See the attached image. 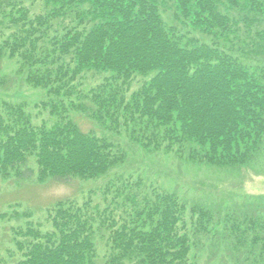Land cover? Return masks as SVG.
I'll list each match as a JSON object with an SVG mask.
<instances>
[{
    "label": "trees",
    "instance_id": "trees-1",
    "mask_svg": "<svg viewBox=\"0 0 264 264\" xmlns=\"http://www.w3.org/2000/svg\"><path fill=\"white\" fill-rule=\"evenodd\" d=\"M38 1L43 11L34 14ZM170 2L174 19L192 35L165 24L162 8ZM261 18L264 0H0V65L15 61L16 74L52 97L43 105L58 118L51 127L36 126L24 105L0 101V179L88 181L125 163L106 138L70 121L69 111L111 134L123 127L145 151L186 153L185 162L222 169L248 166L264 153ZM89 73L103 82L88 91ZM139 77L142 85L130 93ZM121 187L113 202L131 203L122 222L95 206L102 215L97 227L89 203L58 202L47 212L52 231L32 223L13 231L16 264H97L95 235L102 229L109 232L104 264H193V240L221 225L207 205L188 208L176 194L156 190L139 199L130 196L131 186ZM263 218L233 210L223 224L237 232L238 247L251 230L257 245L264 242Z\"/></svg>",
    "mask_w": 264,
    "mask_h": 264
},
{
    "label": "rangeland",
    "instance_id": "rangeland-1",
    "mask_svg": "<svg viewBox=\"0 0 264 264\" xmlns=\"http://www.w3.org/2000/svg\"><path fill=\"white\" fill-rule=\"evenodd\" d=\"M162 10L165 24L175 27L181 34L187 31L191 35L194 33L184 22L174 19L173 2L165 5ZM32 11L34 14H40L43 11L42 3L36 2ZM260 23L262 24L259 25L258 30L264 28V19L261 18ZM240 28L242 38H246L248 35L243 34V25ZM195 36L203 40L199 34ZM256 59L264 62L263 56ZM15 69L13 61L4 60L0 65V100L23 104L33 125L45 124L51 127L58 118L50 115L48 108L41 106L42 103L49 102L51 96L43 88L28 85L23 76L15 74ZM102 82L101 75L92 73L86 75L88 91ZM142 83L143 79L137 78L132 83L130 93L136 91ZM67 116L83 132L91 133L97 138H106L117 147L116 150L126 155V161L108 175L84 182L77 179L67 183L47 180L44 184H38L35 177L28 181L14 178L0 179V216L7 215L5 219L0 217V259L4 264H16L20 259V253L16 251L12 242L13 230L24 229L26 223H33L39 224L43 233L52 231L51 224L46 222L47 210L59 201H72L78 206L89 203L96 222L101 221L102 215L98 216L95 206L98 207L100 214L107 209L103 217L108 216L110 220L114 219L118 224L122 222L131 209V203L125 199L122 200V197L113 202L115 189L125 192L122 185L131 186L130 196L136 194L139 199L145 195H152V190H156L157 193L174 192L185 200L188 206L204 204L210 210H218L217 214L220 215L221 220L224 219L227 211L230 213L233 210L246 211L258 215V211L264 210V156L262 154H257L248 166L236 171H228L230 169L185 162L186 153L179 158L174 153L168 155L162 151H145L128 139L123 127H121L122 130L120 129L121 132L111 134L109 130L84 115L69 111ZM105 127H109V124ZM259 197L263 198V204L257 207L254 201ZM15 213H18L19 217H16ZM24 214L31 217H23ZM260 216L264 217V215ZM191 230V228L188 229L189 233ZM103 233L106 236V229ZM251 235L254 234L246 235V241L251 240ZM235 238L231 234L230 225L222 223L215 232L212 229L211 236H201L194 240L197 246L191 251L192 263L252 264L254 261L256 264L262 263L258 260V252L247 244L245 248L239 250L233 247L232 240ZM97 250L100 257L97 264H102L106 251L100 240H97ZM244 257H249L250 260L247 262Z\"/></svg>",
    "mask_w": 264,
    "mask_h": 264
}]
</instances>
